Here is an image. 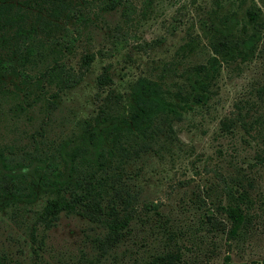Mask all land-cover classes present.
<instances>
[{
  "label": "rangeland",
  "instance_id": "obj_1",
  "mask_svg": "<svg viewBox=\"0 0 264 264\" xmlns=\"http://www.w3.org/2000/svg\"><path fill=\"white\" fill-rule=\"evenodd\" d=\"M226 1L221 6L234 11ZM215 2L71 0L65 62L75 70L83 54L94 57L78 83L56 93L44 85L42 101L1 123L2 140L48 152L100 114L107 91L124 98L139 76L182 80L181 70L209 54L206 12ZM187 41L195 48L182 52ZM102 73L109 81L99 87ZM18 83L6 79L8 88ZM213 91L205 106L187 110L122 162L118 183L136 202L122 237L113 240L106 226L75 214L60 213L46 226L36 221L40 199L20 202L0 209L4 264H156L165 254L167 264H222L225 256L264 264V50L245 62L221 64ZM224 119L231 122L227 130L220 127ZM231 200L246 214L235 235L224 212Z\"/></svg>",
  "mask_w": 264,
  "mask_h": 264
},
{
  "label": "trees",
  "instance_id": "obj_2",
  "mask_svg": "<svg viewBox=\"0 0 264 264\" xmlns=\"http://www.w3.org/2000/svg\"><path fill=\"white\" fill-rule=\"evenodd\" d=\"M101 1L111 6L118 2ZM220 1L215 2L218 9L206 12L209 27L202 23L209 50L204 62L181 70L178 82L168 84L164 75L139 76L124 98L107 91L108 102L100 114L83 121L75 135L47 152L35 144L27 149L2 140L1 123L42 101L44 85H52L56 93L78 83L94 54H83L75 70L65 62L71 47L62 37L71 0H0V209L40 199L37 222L51 226L60 213L75 214L106 226L113 240L122 237L136 214L134 195L118 183L122 162L147 148L165 125L187 110L205 106L221 64L245 62L264 50V0H227L235 4L234 11L224 9ZM194 48L189 41L179 47L182 52ZM7 78L19 83L8 88ZM107 81L102 73L96 83L102 87ZM230 123L224 119L220 127L227 130ZM241 196L247 198V193ZM241 209L233 200L224 206L232 235L243 228L246 214ZM169 257H159L156 264H167ZM222 264L244 263L225 256Z\"/></svg>",
  "mask_w": 264,
  "mask_h": 264
}]
</instances>
